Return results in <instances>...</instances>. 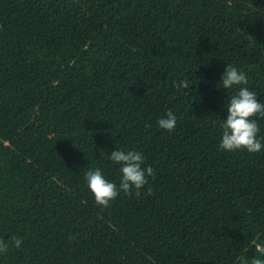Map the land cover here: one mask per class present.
<instances>
[{
  "label": "trees",
  "instance_id": "trees-1",
  "mask_svg": "<svg viewBox=\"0 0 264 264\" xmlns=\"http://www.w3.org/2000/svg\"><path fill=\"white\" fill-rule=\"evenodd\" d=\"M226 64L264 103V0H0V264L264 259V150L219 148ZM116 149L153 193L102 209L85 173L118 185Z\"/></svg>",
  "mask_w": 264,
  "mask_h": 264
},
{
  "label": "clouds",
  "instance_id": "clouds-1",
  "mask_svg": "<svg viewBox=\"0 0 264 264\" xmlns=\"http://www.w3.org/2000/svg\"><path fill=\"white\" fill-rule=\"evenodd\" d=\"M221 85L225 89H232L239 86L236 94L232 95L227 103V118L222 122V137L219 148L222 151L234 152L246 150L248 153H258L264 150V137H259V123L256 117L264 118V103L258 102L257 94L250 90L247 85L246 73L234 65L226 64L225 71L221 76ZM177 88H188V81H180ZM177 117L169 109L164 117L158 119L160 128L169 132L176 128ZM150 127V125L148 126ZM109 159L120 165V180L117 185L114 181H109L103 175L102 170L97 167L89 169L85 173V180L90 192L94 195L97 205L102 209L111 206L110 202L123 192L127 195L137 196L144 189L145 194L153 193L149 185L148 178L155 177V169L151 166L144 167L145 155L137 150L116 149L111 152ZM12 243L16 248L22 244L18 237H12ZM8 243L0 240V253H7ZM264 254V249L260 250ZM241 264H248L244 256L240 257ZM251 264H264V259L253 258Z\"/></svg>",
  "mask_w": 264,
  "mask_h": 264
}]
</instances>
